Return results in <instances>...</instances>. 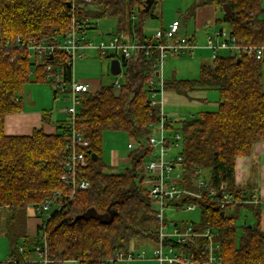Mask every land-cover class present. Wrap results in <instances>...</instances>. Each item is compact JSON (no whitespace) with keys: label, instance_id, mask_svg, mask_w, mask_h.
<instances>
[{"label":"trees","instance_id":"obj_1","mask_svg":"<svg viewBox=\"0 0 264 264\" xmlns=\"http://www.w3.org/2000/svg\"><path fill=\"white\" fill-rule=\"evenodd\" d=\"M157 1L162 0H153L145 13V0H81L76 2L75 10L71 0H0V211L4 212L1 234L8 246L6 264H41L35 256L36 247L45 250L47 264H117V255L125 256L130 248L142 243L155 245L157 221L142 184V165L147 155L143 145L151 131L149 125L157 122L159 112L148 102L152 91L149 69L155 54L148 59L141 55L124 61L123 82L118 90L111 84L82 95L75 128L88 141L82 178L89 181L90 187L62 199L59 209L52 205L48 214L42 213L45 219L36 226L32 238L26 232L28 209L41 205L54 192H69L60 176L70 120L66 117L56 122L53 134L36 128L29 135H6L4 118L22 110L20 95L32 78L36 83L54 84V97L60 86L71 80L66 54L54 50L38 59L27 51L29 41L60 42L72 19L83 21L86 31L95 29L96 21L107 19L115 24L111 36L122 34L127 41L136 42L146 37L141 27L146 19L155 18L152 10ZM223 5L229 6L231 17L223 12ZM206 7L219 13L213 24L227 26L226 32L237 41L264 46L262 0H193L183 13L184 21L195 19V12ZM189 39L195 42L194 35ZM262 76V63L220 52L199 67L196 79H163L164 92L188 99L196 91L218 93L216 110L201 111L165 127L181 137L180 186L197 192L195 184L200 179L216 190L210 201L187 197L181 202H196L199 219L189 221L195 230L209 228L218 233L220 264H264L260 208L258 202L253 203L257 198L254 192L234 183L235 159L250 155L253 146L264 141ZM115 91L118 96H114ZM106 131L124 133L142 144L129 151L128 167L119 173L107 172L101 160ZM223 194L228 195L229 202L221 207L218 199ZM88 209L105 220L112 214V220L104 223L79 219L71 224ZM240 209L248 210L253 222L241 228L237 242Z\"/></svg>","mask_w":264,"mask_h":264},{"label":"built area","instance_id":"obj_2","mask_svg":"<svg viewBox=\"0 0 264 264\" xmlns=\"http://www.w3.org/2000/svg\"><path fill=\"white\" fill-rule=\"evenodd\" d=\"M81 0H71L70 5L75 10L76 2ZM87 2L88 0H82ZM85 23L72 19L65 36L60 42H37L29 41L26 45L27 51L38 59L44 55H51L54 50H61L67 56V65L72 67L75 59L83 58L86 50H94L100 56L113 51V59L120 64V73L124 68V61L133 60L137 56L143 55L145 58H153L154 62L150 65L148 82L152 91L149 94L150 106L157 107L158 120L150 124L151 131L145 140L143 148L147 155L143 162L142 170L144 173L143 186L147 189L148 197L154 208V217L157 221V239L151 260L158 264H220L218 233L213 229L195 230L191 223L183 224L178 220H168L166 210H182L185 212H195L197 210L195 201L184 200L191 198L194 200H211L216 195V190L208 182L197 180L195 186L197 192L189 191L180 186L181 175L178 170V163L181 161L179 152L181 150V137L178 132L167 129L166 124L172 120L163 111V79L161 76L162 62L166 56H192L198 49L197 45L180 33V23L172 21L167 28L157 29L151 37H145L136 42H129L124 35H114L108 43L99 42L91 44L86 39ZM216 40L207 36L205 49L212 52L211 60L215 59L220 52H226L229 56L236 59L246 58L262 63L264 75V46L248 45L236 40L234 36L223 30L215 33ZM119 53V54H118ZM48 69V68H47ZM60 81L59 77L56 79ZM112 86L118 90L121 82L115 80ZM63 87L60 86V89ZM157 88V90L155 89ZM67 99L70 101L69 107L63 113L70 120V130L66 135L65 154L61 161L63 173L60 180L64 183L69 192L62 194L60 191L54 192L49 199H46L39 206L29 208L32 217L48 214L49 208L53 205L54 209H59V202L63 199L71 198L76 190H86L90 187L89 181L82 178L83 168L86 166L85 149L88 141L75 128L76 108L80 98L84 93L91 90L89 84L71 80L67 84ZM156 133L157 136L153 134ZM142 144L128 139L126 148L129 151L137 150ZM229 202L227 194H223L218 203L221 207ZM257 203V200L253 202ZM179 204V205H177ZM41 225V223L39 224ZM35 256L41 264H47L45 250L39 247L35 249ZM146 253L142 252L135 255L129 250L125 256L119 254V260L144 259Z\"/></svg>","mask_w":264,"mask_h":264},{"label":"rangeland","instance_id":"obj_3","mask_svg":"<svg viewBox=\"0 0 264 264\" xmlns=\"http://www.w3.org/2000/svg\"><path fill=\"white\" fill-rule=\"evenodd\" d=\"M193 0H162L157 1L154 5L152 13L155 18H148L142 24V33L146 37H151L154 32L161 26H166L173 20L179 21L182 24L181 35L188 38L194 35L195 44L198 49L192 56H172L168 55L162 62L161 76L162 79L175 78L177 80H193L198 77L199 67L202 64L211 62L212 52L205 49L207 36L216 40L215 33L219 30L226 31L227 26L213 24L214 18L219 16V13L212 8L198 9L195 12V19L190 18L184 21L183 13ZM264 7V0H262ZM96 28L87 30L85 37L91 44L99 42L108 43L111 35L115 33V24L112 20H99L95 22ZM207 23V25H205ZM119 54V53H118ZM114 55L113 51H108L107 54L100 56L94 50H86L83 58L75 59L71 67V75L76 82L89 84L91 90L97 89L99 86H108L115 80L123 82L122 69L120 75L113 76L109 72L110 56ZM264 86V75L262 76ZM62 89H66L64 84ZM55 89L54 84L36 83L31 79V82L26 84L21 92V99L27 111L36 108L41 110L42 115L49 119V123L42 122L52 131H56V122L66 119L63 110L71 104L67 99V92L60 89L56 97L53 95ZM191 99L177 96L171 92H164L163 111L172 120L177 123L183 120H188L197 115L201 111H214L217 108L218 93L214 90L196 91L191 94ZM44 119V118H43ZM157 136L156 133L153 134ZM127 136L118 131H106L103 134V143L101 147V160L107 166V172L119 173L128 167L127 155L129 150L126 148ZM2 214L4 213L3 211ZM165 214L168 220H178L181 223H189V221H198L199 212H185L182 210H166ZM45 219L44 215L38 216L37 219L29 220L28 227L35 228ZM253 218L251 213L246 209H240L236 220V241L238 242L241 228L252 224ZM2 222H0L1 226ZM34 230V229H33ZM33 232V231H32ZM33 236H31L32 238ZM153 243L139 244L134 250L135 255L142 252L146 253L144 259L138 260H119L117 264H158L151 260ZM8 246L6 239L0 233V264L7 263ZM61 264H76L73 262H63Z\"/></svg>","mask_w":264,"mask_h":264},{"label":"crops","instance_id":"obj_4","mask_svg":"<svg viewBox=\"0 0 264 264\" xmlns=\"http://www.w3.org/2000/svg\"><path fill=\"white\" fill-rule=\"evenodd\" d=\"M25 107L22 102V110L19 113L7 115L4 118V133L6 135H29L36 128H42L47 134L54 133V131L42 124V122L45 123L43 119L45 113L42 115L41 110L36 108L27 111ZM234 183L238 187L245 188L248 192H254L260 208V226L264 231V141L255 144L250 155L235 159ZM27 213L26 232L31 237L35 235L36 227L33 228L34 230L30 229L28 227L29 220L37 219L38 217H32L29 209ZM3 219L4 213L0 212V222H3Z\"/></svg>","mask_w":264,"mask_h":264},{"label":"water","instance_id":"obj_5","mask_svg":"<svg viewBox=\"0 0 264 264\" xmlns=\"http://www.w3.org/2000/svg\"><path fill=\"white\" fill-rule=\"evenodd\" d=\"M145 1H146V4H145L144 12L146 13V12L149 10V8H150V6H151L153 0H145ZM67 6H68V4H67ZM222 10H223V12H224L225 14H227L229 17L232 16V12H231V10H230V8H229L228 5H223V6H222ZM121 66H122V65H121ZM121 66H120L118 60H116V59H112V60H110V63H109V72H110V74L113 75V76L118 75V74L120 73V67H121ZM118 93H119L118 91H115V92H114V96H118ZM44 120H45L47 123L49 122V119H48L47 117H44ZM89 153H90V152L88 151V154H89ZM91 157H92V158H95V155H92ZM90 218H92V219H96V220H98V221H100V222L109 223V222L112 220V214H110L109 218H108L107 220H105L102 216L97 215L93 209H88V210H87L86 212H84L83 214L76 216V217L73 219V221L71 222V224H74V223H75L77 220H79V219L87 220V219H90Z\"/></svg>","mask_w":264,"mask_h":264}]
</instances>
